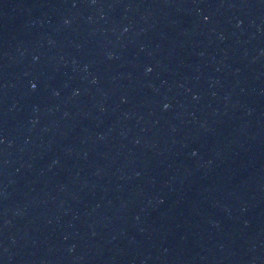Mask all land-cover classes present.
<instances>
[{
	"label": "water",
	"instance_id": "1",
	"mask_svg": "<svg viewBox=\"0 0 264 264\" xmlns=\"http://www.w3.org/2000/svg\"><path fill=\"white\" fill-rule=\"evenodd\" d=\"M0 264H264V0H0Z\"/></svg>",
	"mask_w": 264,
	"mask_h": 264
}]
</instances>
